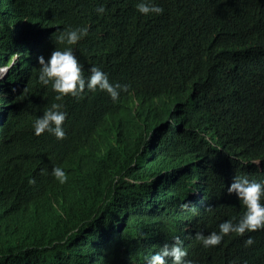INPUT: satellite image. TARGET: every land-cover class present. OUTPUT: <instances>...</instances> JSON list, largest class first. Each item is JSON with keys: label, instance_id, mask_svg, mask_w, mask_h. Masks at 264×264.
I'll return each instance as SVG.
<instances>
[{"label": "trees", "instance_id": "obj_1", "mask_svg": "<svg viewBox=\"0 0 264 264\" xmlns=\"http://www.w3.org/2000/svg\"><path fill=\"white\" fill-rule=\"evenodd\" d=\"M11 1L17 27L10 24ZM46 1L0 0V68L9 67L0 79L9 91L0 105V264H139L143 252L123 242L139 234L135 213L143 212L151 183L170 191L176 175L185 181L197 156L208 169L233 164L229 170L238 175L264 180V0H155L166 11L142 17L137 0ZM100 5L110 16L95 11ZM75 15L93 35L71 47L84 62L99 64L110 82L128 87L116 102L99 90L64 97L66 136H37L33 120L60 101L50 85H33L34 57L59 47L53 38L64 25L74 26ZM136 36L149 50L129 59ZM54 165L68 174L63 184L50 174ZM216 193L209 202L218 200L223 210L206 233L238 219L242 209L238 198ZM117 219L126 227L109 249L121 260H90L92 238ZM249 235L254 242L246 247ZM185 246L196 264H264V229L229 233L208 248L194 235Z\"/></svg>", "mask_w": 264, "mask_h": 264}, {"label": "clouds", "instance_id": "obj_2", "mask_svg": "<svg viewBox=\"0 0 264 264\" xmlns=\"http://www.w3.org/2000/svg\"><path fill=\"white\" fill-rule=\"evenodd\" d=\"M135 8L138 13L148 16L162 14L164 8L155 0H137ZM95 11L103 13V5ZM116 17V20H119ZM89 33L88 25H66L53 39L65 45L63 48H54L36 53L33 66L39 67L35 74L37 82L31 83L39 87L42 84L51 87L55 94L54 101L45 105L32 122L33 134L39 136L45 131L60 140L66 136L67 112L62 100L66 96L80 97L85 90L90 92L103 91L116 102L120 92L128 86L119 82H110L108 74L89 61L84 62L71 46L77 44ZM148 45L144 38L136 36L126 56L129 59H139L148 53ZM9 67H1L6 71ZM207 139V137H206ZM145 147V139L142 140ZM198 156L193 168L185 176V181L179 183L177 175L174 178L172 189L155 190L151 183L150 193L143 200V212H136L135 225L139 234L132 240H125L133 252L141 251V264H196V261L187 258L186 242L195 235V239L205 247L219 245L225 235L235 233L244 236L264 229V180H251L245 175H238L235 170H229L234 165L214 171L198 163ZM261 160L252 163L260 165ZM199 165V166H198ZM51 176L63 184L68 174L63 167L54 165ZM198 180L200 188L198 189ZM34 183V178H29ZM158 183H161L159 181ZM238 198L242 205L238 219H226L218 224V231L207 232L208 225L223 208L221 202H209L211 196L217 195V190ZM193 193L198 196L193 198ZM217 197V196H216ZM210 211V217L207 213ZM181 217V224L179 219ZM203 224L200 231V224ZM126 222L117 219L111 226L104 227V232L92 238V249L96 256L90 260H121L116 252L109 247L116 242L117 231L122 232ZM253 238L247 236L243 243L250 246ZM132 260H135L132 258Z\"/></svg>", "mask_w": 264, "mask_h": 264}, {"label": "bare ground", "instance_id": "obj_3", "mask_svg": "<svg viewBox=\"0 0 264 264\" xmlns=\"http://www.w3.org/2000/svg\"><path fill=\"white\" fill-rule=\"evenodd\" d=\"M27 1H28V0H27ZM35 1H37V0H35ZM43 1H45V0H43ZM47 1H48V0H47ZM47 1H46V3H47ZM56 1H57V0H56ZM58 1H59V0H58ZM66 1H68V0H66ZM69 1H70V2H69ZM69 1H68L69 3H68V2H67V3L70 5L72 1H71V0H69ZM73 1H74V0H73ZM170 1H171V0H170ZM40 2H42V1H40ZM40 2H39V3H40ZM61 2H62V1H60V3H61ZM64 2H65V1H64ZM64 2H62V3L64 4ZM75 2H76V0H75ZM34 3H35V2H34ZM39 3H37V4H39ZM53 3H54V2H53ZM72 3H73V2H72ZM77 3H78V1H77ZM168 3H169V2H168ZM14 4H15V2L11 1V7H12V10H13V5H14ZM42 4H43V3H42ZM49 4H51V3H49ZM74 4H75V3H74ZM166 4H167V1H166ZM171 4H172V3H171ZM58 5H60V4H58ZM64 5H65V4H64ZM64 5H63V6H64ZM66 5H67V4H66ZM69 5H67V6H69ZM132 5H134V4H132ZM40 6H41V5H40ZM46 6H47V5H46ZM48 6H49V5H48ZM53 6H54V5H53ZM56 6H57V5H56ZM67 6H66V7H67ZM71 6H72V5H71ZM71 6H70V8H72ZM162 6H165V5L163 4ZM229 6H230V5H229ZM11 7H10V8H11ZM14 7H15V6H14ZM61 7H62V5H61ZM75 7H76V6H75ZM130 7H131V6H130ZM132 7H133V6H132ZM132 7H131V8H132ZM166 7H167V6H166ZM168 7H169V6H168ZM49 8H50V7H49ZM52 8H53V7H52ZM57 8H59V7L57 6ZM62 8H63V7H62ZM68 8H69V7H68ZM76 8H78V6H77ZM76 8H75V12L77 11ZM163 8H164V10H165V7H163ZM46 9H47V8H46ZM46 9H45V10H46ZM53 9H54V8H53ZM64 9H65V8H64ZM82 9H83V8H82ZM82 9H81V10H82ZM129 9H130V8H129ZM129 9H128V10H129ZM167 9H168V8H167ZM169 9H170V8H169ZM173 9H174V8H173ZM15 10H16V9H14V10L12 11L11 23H10L13 27H17V26H18V24H17V22H16V18H15V17H16V15H15ZM41 10H42V9H41ZM45 10H44V11H45ZM54 10H55V9H54ZM56 10H57V9H56ZM56 10H55V11H56ZM61 10H62V9H61ZM83 10H84V9H83ZM131 10H132V9H131ZM51 11H52V10H51ZM85 11H86V10H85ZM85 11H84V13H85V15H86L87 12H85ZM105 11H106L105 13L107 14V16H110V12L107 11L106 9H105ZM165 11H166V10H165ZM174 11H175V10H174ZM38 12H39V11H38ZM67 12H68V9H67ZM71 12H72V11H71ZM129 12H131V11H129ZM133 12H134V11H133ZM136 12H137V10H136ZM136 12H135V13H136ZM6 13H7V12H6ZM8 13H9V12H8ZM46 13H47V12H46ZM63 13H64V12H63ZM65 13H66V11H65ZM77 13H79V12H77ZM84 13H83V14H84ZM135 13H134V15H132V16H136ZM38 14H39V13H38ZM52 14H53V13H52ZM61 14H62V13H61ZM73 14H74V13H73ZM102 14H103V13H102ZM102 14H101V16H102ZM138 14H139V13H137V15H138ZM81 15H82V13H81ZM81 15H80V17H81ZM85 15H82V16L85 17ZM87 15H88V13H87ZM87 15H86V16H87ZM140 15H141V14H140ZM140 15H138V16H140ZM164 15H165V14H164ZM174 15H175V14H174ZM53 16H54V15H53ZM53 16H52V17H53ZM75 16H76V15H75ZM93 16H95V15H93ZM107 16H106V17H107ZM142 16H143V15H141V17H142ZM40 17H41V16H40ZM77 17H78V15L75 17L76 20H77ZM99 17H100V15H99ZM141 17H140V20L142 19ZM173 17H174V16H173ZM24 18H25V17H24ZM75 18H74V19H75ZM89 18H90V17H89ZM91 18H92V17H91ZM91 18H90V19H91ZM135 18H136V17H135ZM137 18L139 19V17H137ZM168 18H169V16H168ZM20 19H21V18H20ZM30 19H31V18H30ZM54 19H55V18H54ZM78 19H79V18H78ZM80 19H81V18H80ZM93 19H94V18H93ZM93 19H92L91 21H93ZM99 19H100V18H99ZM103 19H104V18H103ZM103 19H102V20H103ZM166 19H167V18H166ZM169 19H170V18H169ZM26 20H27V19H26ZM72 20H73V19H71V21H72ZM76 20H75V21H76ZM20 21H21V20H20ZM71 21H70V20L68 21L69 24H70ZM75 21L73 20V22H75ZM82 21L84 22V19H83ZM82 21H81V22H82ZM88 21H90V20H88ZM88 21H87V23H88ZM94 21H95V19H94ZM125 21H127V20H125ZM30 22H31V21H30ZM65 22H66V21H65ZM81 22H79V23H81ZM95 22H97V21H95ZM95 22H94V24H95ZM98 22H99V24L102 23V22H100V20H98ZM128 22H129V21H128ZM128 22H127V23H128ZM31 23H32V22H31ZM34 23H36V22H34ZM54 23H55V22H54ZM54 23H52V24H54ZM66 23H67V22H66ZM79 23H78V20H77V22H75V24H77V25H78ZM84 23H85V22H84ZM92 23H93V22H92ZM75 24H74V26H75ZM102 24H103V23H102ZM128 24H131V23H128ZM166 24H167V23H166ZM40 25H41V24H40ZM47 25H48V24H47ZM71 25L73 26V23H72ZM81 25H83V24H81ZM84 25H87V24H84ZM96 25H97V24H96ZM175 25H176V24H175ZM74 26H73V27H74ZM89 26H90V25H89ZM41 27H42V26H41ZM64 27H65V25H64ZM64 27H63V28H64ZM91 27H92V26H91ZM96 27H97V26H96ZM167 27H168V26H167ZM189 27H190V26H189ZM58 28H59V27H58ZM93 29H94V28H93ZM95 29H96V28H95ZM95 29H94V31H96ZM100 30H101V29H100ZM133 30H134V29H133ZM39 31H40V30H39ZM53 31H54V30H53ZM91 31H92V30H91ZM97 31H98V28H97ZM98 32H99V31H98ZM90 33H91V32H90ZM90 33H88V35H89ZM94 33H96V32H94ZM10 34H12V33H10ZM91 34L93 35V33H91ZM96 34H97V33H96ZM128 34H129V32H128ZM128 34H127V35H128ZM132 34H133V32H132ZM52 35H53V34H52ZM133 35H135V34H133ZM20 36H21V35H20ZM39 36H40V35H39ZM95 36H96V35H95ZM97 36H98V34H97ZM50 37H51V35H50ZM85 37H86V36H85ZM90 37H91V36H90ZM90 37H89V38H90ZM127 37H128V36H127ZM130 37H131V36H130ZM130 37H129V38H130ZM6 38H7V36H6ZM52 38H53V37H52ZM52 38H51V39H52ZM8 39H9V38H8ZM8 39H7V40H8ZM91 39H92V38H91ZM88 40H89V39H88ZM124 40L126 41V39H124ZM127 40H128V38H127ZM9 41H10V40H9ZM50 41H53V40H50ZM125 41H123V44H124ZM31 42H32V41H31ZM53 42H54V41H53ZM87 42H88V41H87ZM7 43H8V42H7ZM80 43H83V41L80 42ZM80 43H79V45H80ZM84 43H85V41H84ZM55 44H56V43L54 42V43H53V46H54ZM60 44H61V43H59V47H60ZM87 44H88V43H87ZM12 45H13V44H12ZM32 45H33V44H32ZM57 45H58V44H57ZM75 45H76V44H75ZM81 45H82V44H81ZM9 46H10V45H9ZM9 46H8V47H9ZM76 46H77V45H76ZM83 46H84V44H83ZM56 47H57V46H56ZM59 47H58V48H59ZM61 47H62V45H61ZM83 48H84V47H83ZM85 48H86V46H85ZM8 49H9V48H8ZM95 50H97V49H95ZM89 51H90V50H89ZM91 51H92V50H91ZM95 52H96V51H95ZM95 52H94V53H95ZM82 53H83V52H82ZM87 53H88V52H87ZM17 54H19V53H17ZM23 54H24V53H23ZM80 54H81V53H80ZM89 54H91V53H89ZM87 55H88V54H87ZM87 55H84V56H87ZM13 56H14V55H13ZM80 56H81V55H80ZM80 56H79V57H80ZM89 56H90V55H89ZM97 56H98V55H97ZM11 57H12V56H11ZM94 57H96V56H94ZM23 58H24V57H23ZM87 58H88V56H87ZM99 58H100V57H99ZM99 58H98V60H99ZM85 59H86V58H85ZM93 59H94V58H93ZM13 60H14V59H13ZM23 60H24V59H23ZM88 60H89V59H88ZM88 60H87V61H88ZM98 60H97V61H98ZM226 60H227V59H226ZM25 61H26V60H25ZM93 61H95V60H93ZM97 61H96V62H97ZM22 62H23V61H22ZM89 62H90V61H89ZM91 62H92V61H91ZM96 62H95V63H96ZM106 62H107V61H106ZM8 63H10V62H8ZM92 63H93V62H92ZM95 63H94V64H95ZM98 63H99V62H98ZM18 64H19V63H18ZM21 64H22V63H21ZM21 64H20V65H21ZM95 65L98 66L99 64H98V65L95 64ZM101 65H102V64H101ZM231 66H232V65H231ZM24 67H25V65H24V62H23V64L21 65V71H24ZM31 67H32V66H31ZM98 67H99V66H98ZM103 67H104V66H103ZM103 67H102V68H103ZM13 68H14V67H13ZM32 68H33V67H32ZM99 68H100V67H99ZM12 71H13V70H12ZM35 71L38 72V71H39V67H36V68H35ZM114 72H115V71H114ZM8 73H9V69H7L6 71H0V79H1L2 81H5V79L7 78V74H8ZM12 73H13V72H12ZM22 73H23V72H22ZM24 73H25V72H24ZM14 75H15V74L13 73V76H14ZM111 76H112V75H111ZM15 77H16V75H15ZM23 78H24V76H23ZM109 79H110V78H109ZM112 79H113V78H112ZM14 80H15V79H14ZM158 92H159V91H158ZM156 94H157V92H156ZM0 98H1V99H0V101H1L0 105L3 104V102H4L3 99H5V98H9V91H8V89H7L6 87H4V82L2 83V85H0ZM111 101H112V100H111ZM118 108H119V107H118ZM172 117H174V116L171 114V115H170V118L172 119ZM149 118H152V119H153V118H156V116H155L154 114H151ZM170 121H171V120H170ZM164 125H165V124H164ZM26 127L29 128V127H31V126L28 125V126H26ZM155 130H156V129H155ZM92 142H93V141H92ZM199 160H200V159H198V163H199ZM198 166H199V165H198ZM187 174H188V173H187ZM200 183H201L200 180H198V185H197L198 189L200 188ZM157 185H160V183H157L155 186H157ZM155 186H153V189H155ZM157 190H158V189H157ZM225 193L228 194L227 191H226ZM191 196H194L193 198H195V197L198 196V194H197V193H193V195H191ZM121 199L124 200V197H122ZM209 217H210V211H208V213H207V218H209ZM232 218H234V217H231L230 219H232ZM179 223L181 224V217H180V219H179ZM202 226H203V224L201 223V224H200V231H201ZM125 231H126V230H125ZM121 233H122V232H121ZM123 233H124V232H123ZM125 234H126V233H125ZM124 236H126V235H124ZM126 237H127V236H126ZM187 253H188V256H189L190 251L187 250ZM238 261H239V260H235L234 263H232V264H237ZM127 262H128V260H124V261H122V262L119 263V264H127ZM139 264H141V263H139ZM201 264H203V263H201Z\"/></svg>", "mask_w": 264, "mask_h": 264}]
</instances>
